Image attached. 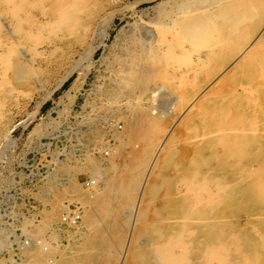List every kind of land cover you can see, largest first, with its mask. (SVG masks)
<instances>
[{"label": "rangeland", "instance_id": "1", "mask_svg": "<svg viewBox=\"0 0 264 264\" xmlns=\"http://www.w3.org/2000/svg\"><path fill=\"white\" fill-rule=\"evenodd\" d=\"M252 1L260 0H236L238 6L225 13L230 18L223 23L216 18L218 29L209 28L215 40L209 38L210 44L205 33L207 45L200 37L191 46L181 35L173 37L175 23L162 22L181 0H0V264H120L130 228L123 211L131 209L135 194L128 196L125 181L141 175L137 150L169 130L174 152L144 196L138 233L123 264H153L156 246L167 240L162 236L167 223L174 221L169 218L185 211L190 221L194 206L216 218L203 219L201 230L188 224L174 236V245L183 241L186 248L182 261L169 264H264V41L209 99L192 102L198 89L199 97L209 92L208 75L222 76L235 66L236 39H246L264 23L263 0L261 7ZM240 13L253 19L242 23ZM150 31L162 48L172 43L173 53L155 62L144 88L147 75L137 68L151 63L141 54ZM180 42L185 47L179 48ZM211 45L222 55L206 56ZM164 108L171 116L154 127L142 123L144 110L156 119ZM208 139L214 145L202 149ZM225 148L226 156L219 155ZM101 176L109 179L111 193L95 194L102 190ZM85 179L98 184L86 189ZM186 188L191 198L178 195L182 203L173 198L178 191L189 193ZM74 202L81 206L77 227L57 229L63 205ZM142 237L149 248L139 243ZM24 239H40V248L23 247Z\"/></svg>", "mask_w": 264, "mask_h": 264}, {"label": "bare ground", "instance_id": "2", "mask_svg": "<svg viewBox=\"0 0 264 264\" xmlns=\"http://www.w3.org/2000/svg\"><path fill=\"white\" fill-rule=\"evenodd\" d=\"M60 1V0H59ZM81 1V0H80ZM239 1V0H238ZM241 1V0H240ZM244 1V0H243ZM262 0H260V1H258V2H256V1H252V2H250L251 4H253V2L254 3H258L257 4V6L259 5L260 6V4L259 3H264V0L261 2ZM70 3V2H69ZM68 3V4H69ZM68 4H66L67 6H68ZM70 4H72L73 5V2L72 3H70ZM236 4V0H181V2L180 3H178L177 4V6H176V8L174 9V10H171V11H169L168 13H166L165 14V19H163L164 21H162L163 22V24L164 25H166V24H171V23H175L177 26L175 27V29H174V32H173V34H174V36L173 37H176V36H178V35H181L182 37H183V40L184 41H188L189 43H193V45H191V46H194V43L195 42H197L196 41V39H198V38H203V35L205 34V33H207L208 34V36L205 34L204 35V37L206 38V37H208L207 38V40L209 41V40H215V39H213V37L211 38L210 36H209V28L211 27H213L214 28V26L217 28V26L216 25H218V22L216 21V18H221L222 19V23L224 22V21H227L228 20V18H230V17H227L226 16V11L228 10V9H230L231 7H233L234 5ZM84 5V4H83ZM240 5V4H239ZM255 4H253V6H254ZM263 5V4H262ZM70 6V5H69ZM237 6H238V4H237ZM237 6H234V7H237ZM256 6V5H255ZM261 7V6H260ZM63 8V7H62ZM250 8H251V6H250ZM255 8V7H254ZM240 9V8H239ZM231 10H232V8H231ZM245 10H246V8H245ZM2 11V10H1ZM233 11V10H232ZM231 11V12H232ZM237 11V10H236ZM247 11V10H246ZM4 12V11H3ZM238 12V11H237ZM245 12V11H244ZM249 12V11H248ZM253 12V11H252ZM259 12V11H258ZM250 13V12H249ZM262 13H263V11H262ZM5 14V13H4ZM241 14V13H240ZM253 14V13H252ZM242 16H243V14H241ZM257 15V14H256ZM6 16V15H5ZM236 16V15H235ZM242 16H239L240 18H239V20L241 19V18H244V16L242 17ZM247 16V15H246ZM245 16V17H246ZM253 16L252 15H250V17H248V18H244V19H241L240 21L242 22V20H243V22L246 20L247 22L249 21L250 22V18H252ZM63 18V17H62ZM80 18V17H79ZM254 18H255V15H254ZM58 19V18H57ZM64 19H66V18H64ZM248 19V20H247ZM253 19V18H252ZM261 19V18H260ZM1 20H2V18H1ZM38 20V19H37ZM219 20V19H218ZM224 20V21H223ZM58 21V20H57ZM240 21H238V22H240ZM23 22V21H22ZM61 22H62V20L60 21L59 20V22H57V25L59 24H61ZM236 22H237V20H236ZM237 22V23H238ZM242 22V23H243ZM258 22V21H257ZM25 23V22H24ZM52 23V22H51ZM227 23V22H226ZM225 23V24H226ZM230 23V22H229ZM46 24V23H45ZM66 24V23H65ZM233 24H235V23H233ZM48 25V24H47ZM54 25V24H53ZM64 25V24H63ZM163 25V26H164ZM174 25V24H173ZM238 25H240V23H238ZM238 25H235V26H238ZM4 26V25H3ZM21 26V25H20ZM45 26V25H44ZM234 26V27H235ZM254 26V25H253ZM49 27H50V25H49ZM169 27H171V26H169ZM219 27V26H218ZM46 28H47V26H46ZM62 28V27H61ZM172 28V27H171ZM211 28H210V30H211ZM231 28H233V27H231ZM235 28H237V27H235ZM218 29V28H217ZM3 30V29H2ZM222 30V29H221ZM232 30V29H231ZM4 31H5V34L7 33V34H9V36L12 38V33L9 31V30H7L6 28H4ZM219 31V30H218ZM257 31V30H256ZM256 31H254L251 35H249V36H247V38L246 39H240L241 37H239V38H237L236 39V41H235V43L237 44V49L235 50V59L236 58H239L238 59V61H236L235 62V66H233V68L232 69H230L228 72H226V73H224V74H222V76H219V75H216V73H213L212 75H208L207 76V79L204 81V82H208V85H210V90H209V92H207L206 94H205V96H202V97H199V93H198V91H199V89H198V91L196 92V93H194L193 94V100H192V102L195 100H198V102H202V100H204V99H209L211 96H209L212 92L214 93V92H216L218 89H220V87H221V85L224 83V82H226V81H229V78H232L233 76H234V74L236 73V69L241 65V63L242 62H244V60L246 59V58H248L251 54H252V52H253V50H254V48L258 45V44H261L263 41H264V23L261 25V28L256 32ZM155 32V31H154ZM154 32H151L150 31V37H151V40H150V43L149 44H147L146 45V47L144 46V48L142 49V55H144V56H146V57H144V59L145 60H148V59H150L151 60V63L149 64V65H145V64H140V66L137 68L138 69V71L143 75H147V77H143L142 78V86H144V88H145V86L147 85V83H149L150 81H149V76H150V74H151V72H150V70H152L153 71V69H155V62L157 63V60L158 61H161L160 59L161 58H163V57H170L171 55H172V53H173V51H172V43L170 44V46H169V48L168 49H164V47L162 48L161 47V41H159L158 39H157V37L155 36V33ZM211 32V31H210ZM221 32V31H220ZM237 32V31H236ZM252 32V31H251ZM2 33V32H1ZM18 33V32H17ZM39 33V32H38ZM172 33V32H171ZM216 33V32H215ZM226 33V32H225ZM233 33V32H232ZM256 33V34H255ZM4 34V33H3ZM48 34V33H47ZM49 34H51V33H49ZM244 34V33H243ZM35 35V34H34ZM211 35V34H210ZM216 35H217V33H216ZM7 36V35H6ZM171 36V38H172V35H170ZM218 36V35H217ZM231 35H229V37H230ZM35 37H37V36H35ZM34 36L32 37V38H35ZM205 38H203V40L205 39ZM209 38H211V39H209ZM214 38H217V37H214ZM232 38V37H231ZM39 38H37V39H35V41H34V43L35 42H37V40H38ZM220 39V38H219ZM217 39L218 41H221L222 39ZM227 39V38H226ZM229 39V38H228ZM33 40V39H32ZM202 40V41H203ZM211 40V41H212ZM234 40V39H233ZM241 40V41H240ZM10 41H13V39L12 40H10ZM38 41H40V40H38ZM168 41V40H167ZM199 41H201V40H199ZM198 41V42H199ZM201 41V42H202ZM205 41V40H204ZM228 41V40H227ZM210 42V41H209ZM209 42H206L205 41V44L207 45V43H209ZM228 42H230V41H228ZM34 43H32V44H34ZM167 43V42H166ZM181 43V42H180ZM180 43H178L179 44V48H182V47H185V46H183L182 45V43L180 44ZM212 42H210V44H211ZM220 43V42H219ZM230 43H233V42H230ZM235 43H233V45H235ZM178 44H177V46H178ZM198 44V43H197ZM195 45V46H198V45ZM201 43L199 42V45H200ZM214 44V43H213ZM215 45H218V46H220L221 45V43H220V45L219 44H215ZM4 46V45H3ZM6 46V45H5ZM13 46H15V45H13ZM201 47H204V45L202 46V44H201ZM212 47H214L213 45H211V48H209V49H207V47H206V49H207V51H206V53H205V55L207 56V55H211V57H212V55L214 56L215 54H217L218 55V53L220 52H218L217 50H219V48L218 49H216V47H214V48H212ZM15 48H17V47H15ZM18 48H20L19 47V44H18ZM17 48V49H18ZM54 49H55V47H53ZM166 48V47H165ZM197 48V47H196ZM228 48H229V46H228ZM175 49V48H174ZM185 49V48H184ZM226 49V48H225ZM2 50V49H1ZM200 50V49H199ZM205 50V49H204ZM229 50L231 51V47L229 48ZM12 51V50H11ZM15 51H17V50H15ZM32 51V50H31ZM185 51V50H184ZM183 51V52H184ZM19 52V53H18ZM18 52H15V53H18V54H20V58L21 59H23V60H26V61H28V59L25 57V51L24 50H22V49H18ZM181 52V51H180ZM3 53V52H2ZM9 51L7 52V53H4V54H6V56L8 57L9 56ZM10 53H12V52H10ZM33 53V52H32ZM179 54V53H178ZM220 54H221V52H220ZM222 55V54H221ZM220 55V56H221ZM231 55V54H230ZM141 56V55H140ZM220 56H219V58H220ZM226 56V55H225ZM224 56V57H225ZM147 57H149V58H147ZM255 57H256V55H255ZM197 58V57H196ZM208 58V57H207ZM254 58V57H253ZM16 59V58H15ZM19 59V58H18ZM164 59V58H163ZM209 59V58H208ZM211 59V58H210ZM209 59V60H210ZM224 59V58H223ZM227 59V58H226ZM231 59H233V58H231ZM235 59L231 62L232 63V65H233V62L235 61ZM201 60H202V57L199 59V62H201ZM207 60V59H206ZM9 61V60H8ZM7 60H6V63L8 62ZM197 61V60H196ZM208 61V60H207ZM13 62V61H12ZM4 63V62H3ZM5 63V64H6ZM27 63V62H26ZM25 63V64H26ZM28 63L29 64H31V65H29V66H33L32 65V63L30 62V61H28ZM202 63V62H201ZM208 63H209V61H208ZM7 64H9V62L7 63ZM22 64V63H21ZM58 64V63H57ZM158 64V63H157ZM207 64V63H206ZM250 64V63H249ZM252 64V63H251ZM4 65V64H3ZM202 66H203V64H201ZM209 65V64H208ZM207 65V66H208ZM19 66V65H18ZM242 66V65H241ZM73 67V66H72ZM203 67H206L205 65L203 66ZM27 68H30V67H27ZM252 68V67H251ZM7 69V68H6ZM127 69L129 70V72H131V68H129V66L127 67ZM201 69H202V67H201ZM29 70V69H28ZM30 70H31V68H30ZM224 70V69H223ZM70 72H71V70H69ZM70 72H67V74L65 75V76H63V77H61V79L59 80V84H61L63 81H65L67 78H68V76L71 74ZM138 72V73H139ZM194 72V71H193ZM243 72V71H242ZM263 72H264V70H263ZM33 74H34V71H33ZM262 74V73H261ZM153 75H154V72H153ZM245 75V74H244ZM263 75V74H262ZM150 78H152V76H150ZM151 80V79H150ZM263 80H264V77H263ZM181 81H183V80H181ZM264 82V81H263ZM139 83V82H138ZM59 86V85H58ZM207 86V85H206ZM241 88V87H240ZM251 88V87H250ZM142 89V88H141ZM163 89V87L162 86H158L157 88H155V90H157V91H160V90H162ZM254 89V88H253ZM256 89V88H255ZM262 90V89H261ZM247 91V90H246ZM13 92V91H12ZM161 92H163V90L161 91ZM4 94V93H3ZM151 94V93H150ZM261 94V93H260ZM155 95H156V92H155ZM167 95H168V93H167ZM170 96V95H169ZM162 97V96H161ZM172 97V96H171ZM135 98V97H134ZM173 98V97H172ZM214 97H212L210 100H212V101H214V99H213ZM256 98V97H255ZM171 99V98H170ZM250 99V98H249ZM168 100H169V98H168ZM167 99H166V101H168ZM173 100V99H172ZM177 101V100H176ZM137 103V102H136ZM142 103V102H141ZM169 103V102H168ZM173 103V102H172ZM175 103V102H174ZM263 103V102H262ZM193 104V103H192ZM191 104V105H192ZM141 105V104H140ZM146 106V105H145ZM149 106V105H148ZM162 106H164V105H162ZM173 106V105H172ZM144 107V106H143ZM135 109V108H134ZM143 109V108H142ZM167 109V108H166ZM168 109H169V107H168ZM167 109V110H168ZM151 110V109H150ZM166 110V111H167ZM204 110V109H203ZM135 111V110H134ZM137 111V110H136ZM142 111V110H141ZM165 111V108L163 109V111H162V109H161V112H159V115L157 116V118L155 119L154 117L152 118V115L153 114H155V113H152V112H148V111H145L144 110V112L142 113L143 115V120H142V123L144 122V123H146L148 126H151V125H153V124H155V122H162L164 119H166V117H167V115L169 114V112H164ZM133 112V111H132ZM171 113V112H170ZM181 113V112H180ZM170 115V114H169ZM171 116V115H170ZM179 117H180V115H179ZM208 118V117H207ZM178 120V119H177ZM135 125V124H134ZM152 127V126H151ZM153 127H154V125H153ZM161 127V126H160ZM165 127V126H164ZM156 128V127H155ZM154 129V128H153ZM155 131V130H154ZM235 131H237V130H235ZM234 131V132H235ZM209 132V131H208ZM227 132V131H226ZM229 132V131H228ZM230 132H232V131H230ZM239 132V131H238ZM248 132H250V131H248ZM253 132H255V131H252L251 133H253ZM258 132H262V131H258ZM209 133H211V132H209ZM155 134H156V131H155ZM218 134V133H217ZM127 135V134H126ZM153 135V134H152ZM209 135H213V134H209ZM215 135V134H214ZM208 136V135H207ZM117 137V136H116ZM154 137H155V141L154 142H152V143H150V140L148 141V142H146L145 144H143L137 151H138V163L135 165L136 167H141V175L140 176H138V174L136 175H134V174H131L130 176H128L127 177V179H126V181H125V185H124V187H125V189H126V192L128 191V193H130V194H128V196L129 195H132L133 193H135L134 194V196L133 197H131V199H130V201H131V209H125V207H124V211H123V216L122 217H124V218H126V219H128L129 220V223H130V228H129V242H133L132 240L130 241V239H132V238H135L136 237V235H137V231H138V225H139V223H140V220H141V217H142V214H143V208H142V203H143V201H144V196H145V194H146V192L147 191H150L153 187H154V185H155V178L156 177H158V171L161 169V167L164 165V163L165 162H167L169 159H170V157L172 156V154H173V152H174V141H173V133L169 130V132L168 133H164V135H162V136H159V133L158 134H156V136L154 135ZM204 137H206V136H204ZM217 137V136H216ZM126 139V138H125ZM124 139V140H125ZM127 139H129V138H127ZM147 139H149V138H147ZM152 139V138H151ZM214 139V138H213ZM119 140V142L121 143V142H123V139L121 138V137H117V141ZM215 140V139H214ZM226 140V139H225ZM241 141V140H240ZM240 141H239V143H240ZM213 143V141L212 140H206L203 144H201L200 145V147L203 149L204 147H205V145H206V147H210L211 145L213 146L214 144H212ZM211 146V147H212ZM218 147V146H217ZM200 149V148H199ZM217 149V148H216ZM213 153H215V154H217V152L215 151V149H212L211 150ZM232 151V150H231ZM201 153V152H200ZM226 154H227V149L225 148V150L221 153V154H219V155H222V156H226ZM114 155V154H113ZM201 155V154H200ZM252 157V156H251ZM222 158H224V157H222ZM145 160V162H143ZM232 161V160H231ZM238 161V160H237ZM250 162H251V160H247V164H246V166L242 169L243 171H244V174L242 175V179L243 180H247L248 178H247V174H248V172H249V168H250ZM114 166V165H113ZM244 166V165H243ZM115 167V166H114ZM94 169V168H93ZM100 173V172H99ZM207 174V173H206ZM223 177V176H222ZM233 176H231V182L232 181H234L235 180V178H232ZM101 178H102V180H101V185H102V190H98V191H95V194L96 195H100V194H102L103 192H107V191H109L110 193H111V184H110V182H109V179L108 178H105L104 176L102 177L101 176ZM100 181V180H99ZM200 181V180H199ZM100 183V182H99ZM157 185V184H156ZM163 187V186H162ZM94 188V187H93ZM213 188H215V187H213ZM124 189V190H125ZM187 189V191L189 192V190H188V188H186ZM209 189H211V188H209ZM216 189V188H215ZM93 190V189H92ZM184 191H186L185 189H184ZM208 191V190H207ZM207 191H205L207 194H208V192ZM210 191V190H209ZM216 191H218L217 189H216ZM92 192V191H91ZM125 192V193H126ZM215 192V191H214ZM155 193V192H154ZM205 193V194H206ZM185 194H188V195H190V192L189 193H187V192H183V191H178V194H176V196H174L173 198H175L176 199V197L178 196V195H181L182 197H183V199H185L186 198V195ZM192 194V193H191ZM206 194V195H207ZM210 194V193H209ZM126 195H127V193H126ZM174 195H175V193H174ZM185 195V196H184ZM194 195V194H193ZM199 195V194H198ZM201 195V194H200ZM205 195V196H206ZM211 195H212V192H211ZM213 195H218L217 194V192H216V194H213ZM212 195V196H213ZM90 196V195H89ZM197 196V195H196ZM207 196H209V195H207ZM85 197V196H84ZM179 197V196H178ZM178 197H177V199H178ZM185 197V198H184ZM202 196H200V198H201ZM215 197V196H214ZM217 197V196H216ZM91 198V197H90ZM172 198V199H173ZM189 198V197H188ZM190 198H191V195H190ZM211 198V197H210ZM209 197H208V199L209 200H211ZM128 199V198H127ZM175 199H173V200H175ZM176 199V200H177ZM182 199V198H181ZM171 200V199H170ZM175 200V201H176ZM179 200V199H178ZM206 200V199H205ZM205 200H203V201H205ZM208 200V201H209ZM180 202H181V200H179ZM169 203V202H168ZM171 203H174V202H172L171 201ZM176 203H178L179 204V202L177 201V202H175V205H176ZM182 203V202H181ZM130 205V204H129ZM182 205V204H181ZM180 205V207H182ZM176 206H178V205H176ZM180 207H178V209L180 208ZM175 208H177V207H175ZM171 209H173V208H171ZM181 209V208H180ZM179 209V210H180ZM174 210V209H173ZM175 211V212H178V213H180L181 212V210L180 211ZM192 210L193 211H196V216H194V217H189V219L188 220H190V221H187V217H186V214H185V211H183V209H182V211L184 212V214L183 215H181V216H179V217H174L173 215L171 216V217H173V218H169V219H172L171 221L169 220V222H172L173 220L175 221H173V223H167V228H166V231H164V233L162 234V236H165V238H167V240H166V242H164V243H162L161 245H159V246H156V250H155V252H156V254L153 256V264H169L170 263V261H172V260H181L183 257L182 256H184V254L183 253H185V248H186V246H185V244L184 243H182L181 241H179V242H181L180 243V247H181V249L182 250H180V251H174V250H172V249H174L175 247L176 248H180L178 245H179V243H178V245L176 244V245H174L175 243H174V239H172L174 236H176L177 234H178V236L180 235V232H183L184 231V229L187 227V225L189 224V225H191L192 226V228H194V229H196V230H201L202 228H203V224H202V220L203 219H212L213 217H215V215H216V213L215 214H210V215H207V214H205V212H204V209H202L201 207H193L192 208ZM181 214V213H180ZM212 215H214V216H212ZM176 216V215H175ZM190 216V215H189ZM206 216V217H205ZM170 217V216H169ZM216 218V217H215ZM168 221V220H167ZM194 221H195V223H194ZM225 221V220H224ZM212 222V221H211ZM192 223V224H191ZM211 224V223H210ZM221 224V223H220ZM210 230V229H209ZM203 231V230H202ZM212 231H214V230H212ZM211 231V232H212ZM189 233H190V231H189ZM189 233H187V236H188V234ZM197 233V232H196ZM191 234V233H190ZM150 235V234H149ZM145 236V235H144ZM177 236V237H178ZM230 237H231V235H230ZM179 238V237H178ZM178 238H176L175 237V241H176V239L177 240H179ZM185 238H187V237H185ZM189 238V237H188ZM234 238V237H233ZM171 239H172V242H170L171 241ZM134 240V239H133ZM129 242L127 243V248H126V250H125V252H124V254L122 255V257H121V261H120V264H123V261L126 259V252L128 251V249H129ZM169 242L170 243H172V245H174V248H173V246L171 245V244H169ZM178 242V241H177ZM140 244H143V245H145L146 247H148L149 248V245H150V243L148 242V240H147V238L146 237H142L141 239H140V242H139ZM168 244L170 245V246H172V249H169V248H167L168 247ZM187 245V244H186ZM178 246V247H177ZM43 246L41 245V248H42ZM50 247V246H49ZM48 247V248H49ZM189 247V246H188ZM220 247V246H219ZM39 248H40V246H39ZM38 248V249H39ZM175 248V249H176ZM47 249V248H46ZM51 249V248H50ZM40 250V249H39ZM45 250V249H44ZM48 250V249H47ZM42 253H43V250H40ZM222 251V250H221ZM220 251V252H221ZM219 252V251H218ZM219 252V253H220ZM213 253V252H212ZM146 255V254H145ZM150 257V256H149ZM182 257V258H181ZM32 259V258H31ZM215 259H217V258H215ZM209 260V259H208ZM210 260H212L211 258H210ZM214 260V259H213ZM182 261V260H181ZM217 261H219V260H217ZM41 263V262H40ZM174 263V262H173ZM179 263H180V261H179ZM183 264H185V262H182ZM182 263H180V264H182Z\"/></svg>", "mask_w": 264, "mask_h": 264}, {"label": "built area", "instance_id": "3", "mask_svg": "<svg viewBox=\"0 0 264 264\" xmlns=\"http://www.w3.org/2000/svg\"><path fill=\"white\" fill-rule=\"evenodd\" d=\"M104 154H107L105 150L103 151ZM98 184L97 180L95 179H85L81 182V185L86 188L90 189L92 186ZM80 213H81V206L79 203H67L63 205L62 210L59 214L56 227L59 230L65 229H75L78 225L80 220ZM31 245L39 246L40 239H34L30 243L26 239H24L23 243L21 244L23 247H28Z\"/></svg>", "mask_w": 264, "mask_h": 264}]
</instances>
